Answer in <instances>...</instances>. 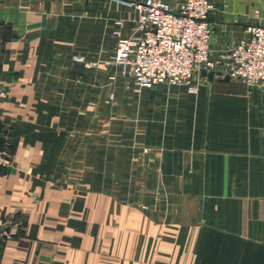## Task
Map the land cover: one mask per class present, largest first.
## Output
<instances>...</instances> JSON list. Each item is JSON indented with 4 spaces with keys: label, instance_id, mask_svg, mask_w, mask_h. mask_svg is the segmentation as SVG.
Here are the masks:
<instances>
[{
    "label": "crops",
    "instance_id": "crops-1",
    "mask_svg": "<svg viewBox=\"0 0 264 264\" xmlns=\"http://www.w3.org/2000/svg\"><path fill=\"white\" fill-rule=\"evenodd\" d=\"M139 1L0 0V264H264V89L201 74L197 105L179 106L190 121L130 152L92 121L116 22L131 35ZM210 21L227 46L234 33Z\"/></svg>",
    "mask_w": 264,
    "mask_h": 264
},
{
    "label": "built area",
    "instance_id": "built-area-1",
    "mask_svg": "<svg viewBox=\"0 0 264 264\" xmlns=\"http://www.w3.org/2000/svg\"><path fill=\"white\" fill-rule=\"evenodd\" d=\"M138 16L131 35L124 36V21H117L112 54L105 63L114 68L111 81L121 76L137 87L153 89L159 85H181L201 80L202 70L216 71L239 80L248 87L264 89V24L249 28V39L232 48L220 62L211 53L213 28L210 16L211 0H182L173 8L169 0L130 2ZM87 67L85 57H76ZM221 67V68H220ZM226 70V71H225ZM7 92L0 88V114ZM115 97L114 93L110 94ZM12 165V150L8 140L0 146V169ZM11 233L0 230V239Z\"/></svg>",
    "mask_w": 264,
    "mask_h": 264
},
{
    "label": "rangeland",
    "instance_id": "rangeland-1",
    "mask_svg": "<svg viewBox=\"0 0 264 264\" xmlns=\"http://www.w3.org/2000/svg\"><path fill=\"white\" fill-rule=\"evenodd\" d=\"M214 2L218 5L219 9L217 10L219 11L216 10L214 14L212 12L210 18L212 20L213 17L214 19L218 18L226 24L224 28L229 30L230 34L234 33L232 40H229V44L225 47H221L223 43H213L211 41L210 49L213 57L222 62L224 60L223 57L232 48L249 39V28L251 26L264 24V3H259L258 0H214ZM231 3L233 4L232 6L230 5ZM107 60H109V57L104 60L105 65ZM117 79L116 81L109 79L110 81H107L106 87H103L104 90L116 93L117 96L116 94L114 98L109 96L106 102V112L102 113L99 118L97 115L92 117V121L95 123L101 120V123L105 125H101L102 128L99 132L111 139L120 137L123 142V148L129 152L131 140H134V138L140 140L150 137L159 138L166 130L171 132V134L177 133L181 118L188 115L187 120H181L190 121L189 114L186 115L185 112L183 114L179 112V106H183L184 110L191 107L194 108L199 101L202 88L207 86L205 84L206 80L201 79L192 80L181 85L164 84L149 91L148 89L137 87L133 82H129L121 76ZM239 82L244 84L241 81ZM136 104H138L139 108L134 107ZM132 105L133 110H131ZM117 107L121 108V112H118L120 110L116 111ZM190 114L193 116L195 113L192 112ZM132 120L135 126L138 125L137 130L131 128ZM95 125L98 128V124L96 123ZM115 125H122V127L115 128ZM93 132L94 130H92ZM0 146L2 147V145ZM130 179L126 178L128 183ZM146 180L147 178H138L139 184H143Z\"/></svg>",
    "mask_w": 264,
    "mask_h": 264
},
{
    "label": "water",
    "instance_id": "water-1",
    "mask_svg": "<svg viewBox=\"0 0 264 264\" xmlns=\"http://www.w3.org/2000/svg\"><path fill=\"white\" fill-rule=\"evenodd\" d=\"M201 74L203 77H205L209 81H214L216 77L222 78L223 81H229L231 79L229 76H223L222 73L216 72V71L202 70Z\"/></svg>",
    "mask_w": 264,
    "mask_h": 264
}]
</instances>
